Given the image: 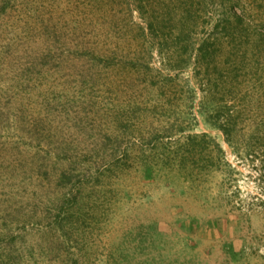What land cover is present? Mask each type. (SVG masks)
<instances>
[{"label": "rangeland", "instance_id": "374dc122", "mask_svg": "<svg viewBox=\"0 0 264 264\" xmlns=\"http://www.w3.org/2000/svg\"><path fill=\"white\" fill-rule=\"evenodd\" d=\"M0 264H264V0H0Z\"/></svg>", "mask_w": 264, "mask_h": 264}]
</instances>
